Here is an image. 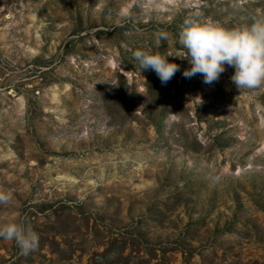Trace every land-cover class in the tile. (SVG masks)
I'll return each mask as SVG.
<instances>
[{
    "label": "rangeland",
    "instance_id": "rangeland-1",
    "mask_svg": "<svg viewBox=\"0 0 264 264\" xmlns=\"http://www.w3.org/2000/svg\"><path fill=\"white\" fill-rule=\"evenodd\" d=\"M189 19L240 28L264 0H0V224L39 235L0 264H264V85L185 78Z\"/></svg>",
    "mask_w": 264,
    "mask_h": 264
},
{
    "label": "clouds",
    "instance_id": "clouds-1",
    "mask_svg": "<svg viewBox=\"0 0 264 264\" xmlns=\"http://www.w3.org/2000/svg\"><path fill=\"white\" fill-rule=\"evenodd\" d=\"M157 37L158 41L167 39V34L160 32ZM179 43L186 49L184 59L191 65L183 71L185 78L201 74L205 84H212L219 80L227 65L235 69L230 79L238 90L264 85V20L226 29L218 23L189 19L179 34ZM134 58L141 71H154L162 84H167L180 71L178 64L159 53L137 50ZM10 201V195L0 192V204L7 205ZM0 239L14 241L25 255L39 246L38 233L26 223L0 224Z\"/></svg>",
    "mask_w": 264,
    "mask_h": 264
}]
</instances>
